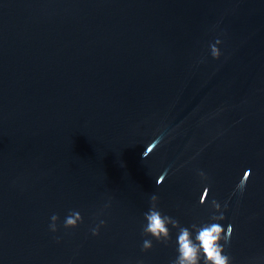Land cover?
Returning a JSON list of instances; mask_svg holds the SVG:
<instances>
[{
    "label": "water",
    "instance_id": "95a60500",
    "mask_svg": "<svg viewBox=\"0 0 264 264\" xmlns=\"http://www.w3.org/2000/svg\"><path fill=\"white\" fill-rule=\"evenodd\" d=\"M0 264H264V0H0Z\"/></svg>",
    "mask_w": 264,
    "mask_h": 264
}]
</instances>
